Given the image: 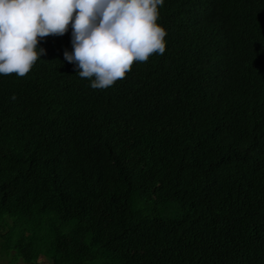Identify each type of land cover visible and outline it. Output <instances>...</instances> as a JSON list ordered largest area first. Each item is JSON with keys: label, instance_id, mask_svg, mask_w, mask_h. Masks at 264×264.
<instances>
[{"label": "trees", "instance_id": "trees-1", "mask_svg": "<svg viewBox=\"0 0 264 264\" xmlns=\"http://www.w3.org/2000/svg\"><path fill=\"white\" fill-rule=\"evenodd\" d=\"M167 48L107 88L71 28L0 74V254L264 264V0H165ZM15 96V98H13Z\"/></svg>", "mask_w": 264, "mask_h": 264}, {"label": "clouds", "instance_id": "clouds-1", "mask_svg": "<svg viewBox=\"0 0 264 264\" xmlns=\"http://www.w3.org/2000/svg\"><path fill=\"white\" fill-rule=\"evenodd\" d=\"M165 0H0V74L26 75L47 52L40 40L71 28L72 62L91 87L107 88L134 62L167 48ZM15 98V96H13Z\"/></svg>", "mask_w": 264, "mask_h": 264}, {"label": "rangeland", "instance_id": "rangeland-1", "mask_svg": "<svg viewBox=\"0 0 264 264\" xmlns=\"http://www.w3.org/2000/svg\"><path fill=\"white\" fill-rule=\"evenodd\" d=\"M43 264H51L44 256L41 257ZM0 264H25L21 259L14 260L11 256H2L0 254ZM88 264H102L100 260L89 262Z\"/></svg>", "mask_w": 264, "mask_h": 264}]
</instances>
